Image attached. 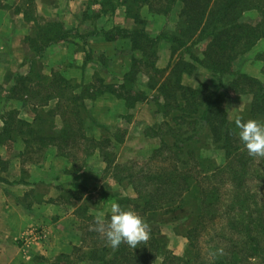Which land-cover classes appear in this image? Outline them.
<instances>
[{"label":"trees","instance_id":"trees-1","mask_svg":"<svg viewBox=\"0 0 264 264\" xmlns=\"http://www.w3.org/2000/svg\"><path fill=\"white\" fill-rule=\"evenodd\" d=\"M2 1L0 8H11ZM100 2L101 11L87 16L113 13L125 6L126 17L133 21L131 27L115 25L103 31L108 40L131 42L133 54L124 82L116 89L98 72L90 83L66 78L57 70L45 74L42 59L47 48L81 35L78 31L73 35L59 21L38 14L36 0H20L14 7L16 13L34 24L24 39L33 56L29 71L15 75L9 97L29 104L34 117L28 121L17 109L5 111L0 129V143L8 145L21 136L26 144L23 155L33 162L55 148L68 160V173L84 170L89 158L100 154L105 164L103 177H113L119 185L132 188L133 196L118 197L116 202L143 218L149 225V238L136 248L122 243L115 250L96 230L99 219L89 213L99 200L91 195L84 198L85 187L67 193L66 197L83 199L76 209L83 225L78 227L81 244L74 246L73 262L153 264L161 257L160 264H264V157L248 154L225 106L232 94H249L250 103L239 118L264 122V82L244 72L239 61L264 38V0ZM178 2L182 9L175 29L164 28L152 36L142 7L147 5L152 13L169 16ZM251 8H257L261 15L255 24L241 21ZM162 41L170 44V55L166 66L159 67ZM204 41L206 46L201 49ZM83 48L86 65L93 57ZM257 57L263 61L264 72V51ZM198 66L218 81L215 88L183 83L184 75L198 71ZM140 75L147 77L146 89L158 94L154 99L161 119L149 126L146 134L159 143L142 160L120 163L116 149L125 142L129 130L119 126L108 135L95 137L92 133L99 122L92 106L108 92L123 99L129 109L135 108L147 99L144 93L133 94ZM128 116L121 117L130 119ZM210 146L224 151L223 163L205 154ZM110 215L104 216L105 225ZM167 222L174 223L178 232L181 225L188 224L182 232L190 242L188 252L193 249L194 261L167 249L168 239L162 232Z\"/></svg>","mask_w":264,"mask_h":264},{"label":"crops","instance_id":"crops-1","mask_svg":"<svg viewBox=\"0 0 264 264\" xmlns=\"http://www.w3.org/2000/svg\"><path fill=\"white\" fill-rule=\"evenodd\" d=\"M37 1L40 15L59 21L67 30L76 29L83 40L75 41L70 37L68 41H61L47 48L42 59L46 64L44 73L50 74L56 70L55 67L58 69L60 67L61 74L66 78L90 83L93 78L90 79L89 71L93 72L92 77L98 72L106 84H114L117 89L124 82V75L130 66L133 54L131 42L120 38L108 40L103 31H109L115 25L133 26L132 23L124 24L125 20L129 21L125 16V7L120 9L123 10L121 12L124 16L118 17L117 10L115 14L108 12L91 17L87 15L101 11L100 0H75V5L73 0ZM15 2L17 0L2 1L11 7H14ZM75 8L77 11H72ZM144 10L146 9H141V14L146 16ZM109 18L111 19L108 20ZM158 22L159 25L154 26L159 28L155 34L151 33L150 27L147 28L152 36H157L163 30L164 21L160 18ZM32 29V22H28L23 14L15 15L13 8H0V90L5 98L4 103H0V113L2 110L8 111L9 106L5 105L11 104L12 109H17L19 116L28 121H32L34 117L31 107L9 96L10 89L15 83V75L26 74L29 71V60L33 53L24 39ZM83 47L93 57L86 65V52ZM140 108L143 109V113L144 111L149 113L135 117L128 127L126 141L133 137L143 144L147 142L150 144L152 140L146 137L145 129L149 125H154L156 120L153 105L139 103L135 108L129 109L123 99L107 92L95 101L92 113L99 124L120 125V115L123 112L129 110L132 113L137 109L140 111ZM3 113L0 115V129L4 126ZM24 113L26 116L22 117ZM136 120L140 125H136L134 122ZM127 142L124 148H127ZM25 148L26 144L21 136L16 137L8 145L0 143V264H89L85 261L73 262L74 246L81 244L78 230L81 220L76 214V209L83 203V199L67 198L66 191H78L81 187L90 190L92 183L89 185L88 179L91 176L102 179L100 186L107 194L100 198L101 200L98 199L96 206L91 205L89 210V213L94 214L99 220H103L104 216L110 213L111 204L117 203L118 197L130 195L126 194L123 187L113 179L102 178L104 163L97 159V154L93 157L96 158L95 161H89V166L84 170L68 173L66 172L68 160L59 156L55 148H49L38 162L24 157ZM92 162L95 163V167ZM35 226L43 227L46 239L36 249L25 250L19 239L24 232ZM164 234L171 241L177 238L168 232ZM179 242L182 243L181 240ZM153 264H160V259Z\"/></svg>","mask_w":264,"mask_h":264},{"label":"rangeland","instance_id":"rangeland-1","mask_svg":"<svg viewBox=\"0 0 264 264\" xmlns=\"http://www.w3.org/2000/svg\"><path fill=\"white\" fill-rule=\"evenodd\" d=\"M50 2H52V0H50ZM18 3H20V0H17V2L14 3V7ZM75 3H76L75 0H73V5H75ZM36 4H37V7H38V1L37 0H36ZM51 4L53 5V3H51ZM14 7H11V8H13V12L16 15V11H15ZM123 7H125V6H119L116 9V11L118 10V14H117L118 17L122 16V15L124 16V13L121 12L123 10H120V9H123ZM143 7H142V9H146V10H144V12L147 13V15L146 16L142 15V16L144 18H146V19L147 18L149 19V20H147L148 21L147 28L150 27L151 33L155 34L156 31L159 28H155L154 26L159 25L158 21L160 20V18L164 21V26H162V29H164V28H168V29H171V30L175 29L176 22H177V19H178V14H179L180 10L182 9V4H181V2H178L175 5V8L173 9V11L170 13L169 16H164V15H160V14H157V13H155V14L152 13L150 11L149 6H147V5H145ZM3 8H6V7H3ZM93 9H96V7L95 8L93 7ZM75 10H76V8L72 9V11H75ZM37 12H38V9H37ZM38 14H40V13L38 12ZM89 14H91V12ZM114 14H115V12H114ZM114 14H113V16H114ZM69 16L70 15H68V17ZM260 18H261V15H260V12L258 11V9L257 8H251L250 10L245 12V14H243L241 21H243V22H252V23L255 24V23H257L260 20ZM47 19H50V18H47ZM110 19L111 18H109L108 20H110ZM128 20L129 21L125 20L124 24L125 25H130L132 23L131 25H133V21L131 19H128ZM67 21H69V18H68ZM99 22H102V21L99 20ZM66 23L68 24V22H66ZM32 25H33V28H34V24L33 23H32ZM70 31H71V33H73V35H75V33H77L76 29H72ZM73 39L75 41L76 40L83 41L82 40V36L81 37L80 36H78V37L74 36ZM206 43H207V41H204L201 44L202 45L201 49H203L206 46ZM169 45H170L169 43L162 41V43H161V45L159 47L158 62H157L159 67H164L167 64V61H168V58H169V55H170ZM77 48L78 47L76 46V49ZM263 51H264V38L260 39L257 42V44L249 52H247L245 55H243L242 58L239 61L241 62L240 65H241V68H242V70L244 72H246V73H248V74H250L252 76L257 77L258 79H260L261 81L264 82L263 61L260 60L257 57L258 54L262 53ZM42 64H43L42 68H43V72H44V69L46 67L45 61L42 60ZM55 68H56L57 71H59L61 73L60 67H59V69L57 67H55ZM92 74H93V72L89 71V75H91L90 79L93 78ZM92 81L93 80H91V82ZM228 81H229V78H227L226 83ZM146 83H147V77L144 76V75H140V77L138 79V85H136V87L134 88L133 94L134 95H136V94L138 95V93L140 92L141 94L144 93V94L147 95V97H146L147 99L144 98V101H141L139 103H141V104L144 103V104H147V105L150 104V105L154 106V109H155L154 113H155V116H156L155 117L156 120H155V122L153 124H156L161 119V116L156 113V111L158 109V106H157V100L154 99L155 97L158 96V94L156 92H152V91L147 90L146 89ZM183 83L185 85H187V86H191V87H194V88H198V87H200L202 85H208V86H210L212 88H215L217 86V84H218V81L214 80L211 77L210 73L203 66H198V71H196V72H194L192 74H185L184 75ZM250 99H251V95H249V94H247V95H244V94H240V95L232 94V96L225 103V106L227 108V111H228V114H229V117H230L231 120H235L236 118H239L240 114L243 113L245 108L250 103ZM14 100H16V99H14ZM4 101H5V98H4L3 92L0 90V103L3 104ZM5 106H9V109L13 110L12 109L13 106L11 104L5 105ZM29 107H31V106L29 105ZM30 110H31V108H30ZM138 111H139V109H137L136 112H132V113L129 110L123 112V114L120 115V120H121L120 125H109V124H105V123L104 124H98L99 126H97V128H95V130L92 133V135H94L95 137H100L102 134L108 135V133H110L111 131L115 130L119 126H123V127H127L128 128L130 126L131 122L135 119L136 116H140V115L142 116L144 114L149 113V111H144V113H143V109L142 108H140L139 112ZM3 112H4V110L1 111L0 115ZM137 113H139V114H137ZM128 115H130V119L129 118L128 119H122L123 116L126 117V118L129 117ZM23 116L25 117L26 114L24 113L22 115V117ZM134 122L136 123V125H140L138 120H136ZM100 126H102V127H100ZM104 126L107 127V128L103 129ZM149 126H153V125H149ZM149 126H147L146 129ZM146 129H145V134H146V131H147ZM128 130H129V128H128ZM146 137H148L149 139L152 140V142H150V144H149V142L146 143L148 145L141 143V141L139 139H137V138L134 139L133 137H131L128 140V142L125 140V142H127V148H124V145H125V142H124L120 147H118L116 149L117 161L120 162V163H124V162H127L130 159H137V160L141 159L142 160V158L147 157L151 153L153 148L155 146H157V144L159 143V140L157 138H154V137H149L147 134H146ZM205 154L210 156L211 158L216 159L219 163H223L225 161L224 151L221 150V149H218L216 146H210L209 148H207ZM97 155H98L97 159L103 161V159L100 156V154H97ZM93 157H95V155L91 156L89 158V161H95L96 158H93ZM88 164H90V162ZM92 165H94V167H95V163L93 164V162H92ZM103 165H104V169H105V164H103ZM87 166H89V165H87ZM103 173H104V171H103ZM103 176H104V174L102 175L103 179H106V178H108L107 180H109V179L112 180L113 179V181L116 182V180L113 177H110V176L103 177ZM101 181H103V180L102 179L100 180L99 178L97 179L94 176H91L88 179L89 185L92 183L91 189L87 190L86 192H84V197H86V195H91L95 199L96 198L97 199L102 198L105 195L104 194L105 190H104L103 187L100 186V182ZM120 187H123V186L120 185ZM123 190H124V192L126 194H129L130 196L134 195V192H133L131 187H123ZM69 192L70 191H66V194L69 193ZM88 223H92V221H88ZM80 225H83V224L81 223ZM40 227L42 228L41 230H42L43 234L38 233L39 236H40L39 239L36 240V241L35 240H33V241L31 240L32 243L30 245H25V246L22 245L25 248V250L36 249L38 246H40L45 241V239H46V231H44L43 227L42 226H35L34 228L38 229ZM175 227H176L175 224L174 223H170V222L164 223L162 225V232L163 233L168 232V233H171V235H173V236H177V238H173V236H172L173 241L168 240L167 249L172 251L173 254L176 253L175 255H177V253H178V256H181L183 258L184 257L190 258V262L194 261L193 260L194 259L193 258V256H194L193 249L190 250V252H188L189 251L188 246H189L190 242H189L187 236H185L183 234V232H182V231H184L186 229V227H188V224L185 223V224L180 226L181 232H178ZM31 229H29V230H31ZM29 230L23 233V235L19 239V242H22V237H25V235H28ZM79 233H81V232L79 231ZM180 240L182 241V243L179 242ZM183 241H184V243H183ZM158 259H160V263L163 260L161 257H159Z\"/></svg>","mask_w":264,"mask_h":264},{"label":"clouds","instance_id":"clouds-1","mask_svg":"<svg viewBox=\"0 0 264 264\" xmlns=\"http://www.w3.org/2000/svg\"><path fill=\"white\" fill-rule=\"evenodd\" d=\"M235 127L241 142L250 156L264 157V122L256 119L242 121L235 119ZM110 220L105 225L102 220L97 221L96 230L106 239L107 244L117 249L122 243L136 248L141 242L149 238V225L134 210L124 209L118 203H112Z\"/></svg>","mask_w":264,"mask_h":264},{"label":"built area","instance_id":"built-area-1","mask_svg":"<svg viewBox=\"0 0 264 264\" xmlns=\"http://www.w3.org/2000/svg\"><path fill=\"white\" fill-rule=\"evenodd\" d=\"M38 233H42V230H38L36 228H32L31 230H29L28 232V235H25V237H22V245L25 246V245H30L32 242L31 240H38L39 239V234Z\"/></svg>","mask_w":264,"mask_h":264}]
</instances>
